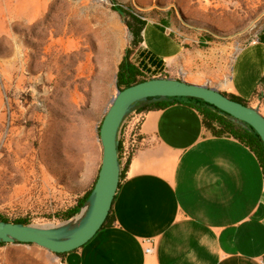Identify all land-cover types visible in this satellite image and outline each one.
<instances>
[{"label": "rangeland", "instance_id": "rangeland-1", "mask_svg": "<svg viewBox=\"0 0 264 264\" xmlns=\"http://www.w3.org/2000/svg\"><path fill=\"white\" fill-rule=\"evenodd\" d=\"M114 6L163 24L201 53L193 68H152L148 79H190L206 73L202 64L212 57L209 71L227 69L264 34V0H0V219L65 239L90 218L103 160L100 130L133 39ZM141 52L131 56L136 65ZM146 102L130 106L120 130ZM249 105H264V80L256 107ZM120 160L122 169V154ZM92 190L78 215L62 219ZM64 258L35 244L0 246V264Z\"/></svg>", "mask_w": 264, "mask_h": 264}, {"label": "crops", "instance_id": "crops-1", "mask_svg": "<svg viewBox=\"0 0 264 264\" xmlns=\"http://www.w3.org/2000/svg\"><path fill=\"white\" fill-rule=\"evenodd\" d=\"M143 40L142 52L166 67L193 68L201 56L160 23L147 21ZM211 62L217 58L185 81L256 104L264 44L244 47L227 69L211 72ZM123 145L131 163L112 208L114 223L64 264H264V171L250 148L214 137L185 104L133 112Z\"/></svg>", "mask_w": 264, "mask_h": 264}, {"label": "water", "instance_id": "water-1", "mask_svg": "<svg viewBox=\"0 0 264 264\" xmlns=\"http://www.w3.org/2000/svg\"><path fill=\"white\" fill-rule=\"evenodd\" d=\"M151 98L203 100L229 114L236 121L249 125L264 142V115L257 109L232 100L221 91L207 85L178 79L154 78L118 90L100 130L103 160L94 188V206L87 223L71 237L59 239L50 231L0 222V243L35 244L56 254H68L89 243L103 228L120 186L121 167L118 153L120 127L134 102Z\"/></svg>", "mask_w": 264, "mask_h": 264}, {"label": "trees", "instance_id": "trees-1", "mask_svg": "<svg viewBox=\"0 0 264 264\" xmlns=\"http://www.w3.org/2000/svg\"><path fill=\"white\" fill-rule=\"evenodd\" d=\"M115 10L121 14L124 19V22L127 28L132 34V43L131 48L126 51V54L119 65V71L117 75V86L119 90L129 88L133 85L145 82L150 80L147 78L146 74L154 68L155 71L162 70L165 67V62L159 58L150 57L145 54V52L140 53L141 62L139 65L134 64L131 61V56L134 54V51L139 48L143 43V33L147 26V21L143 18L142 15L136 13L134 9H124L120 6H114ZM161 30H165L164 27H160ZM259 42L264 44V34L260 37ZM264 80V78H263ZM262 80V81H263ZM232 100L243 103L247 106H250L249 103L241 98L230 96ZM147 102L142 107L139 108L138 112H144L147 110L155 108H166L175 104H185L195 110H197L203 119V124L205 128L214 136V137H227L234 138L240 141L242 144L246 145L252 152H254L262 165L264 171V142L257 132H255L249 125L242 122L236 121L229 114L217 109L216 107L204 102L200 99L195 98H151L146 99ZM122 143L118 144V153L119 161H121L122 154ZM131 163V158H129L126 166L121 169L120 174V183L124 178L126 171L129 168ZM121 165V162H120ZM94 190V188H93ZM93 190L87 193L83 198L79 200L78 205L65 212L61 217L64 220L73 219L78 215L81 210L89 203L92 198ZM0 222L3 223H14L20 226H27L28 223L24 220H19L16 222H9L5 219H0ZM114 218L112 211L108 216L102 229L113 225ZM19 243V242H18ZM5 243H0L4 245ZM60 257H64L67 254H58Z\"/></svg>", "mask_w": 264, "mask_h": 264}, {"label": "built area", "instance_id": "built-area-1", "mask_svg": "<svg viewBox=\"0 0 264 264\" xmlns=\"http://www.w3.org/2000/svg\"><path fill=\"white\" fill-rule=\"evenodd\" d=\"M124 129H125V125H124V128H121L120 132H119V136H118V141L119 143L121 142L122 143V167L124 168L129 160V154H127V151L125 150L124 148V145H123V133H124ZM148 252H150V249L147 250Z\"/></svg>", "mask_w": 264, "mask_h": 264}]
</instances>
